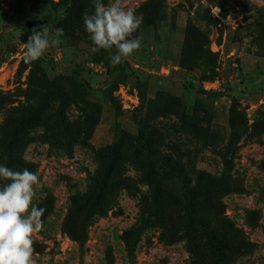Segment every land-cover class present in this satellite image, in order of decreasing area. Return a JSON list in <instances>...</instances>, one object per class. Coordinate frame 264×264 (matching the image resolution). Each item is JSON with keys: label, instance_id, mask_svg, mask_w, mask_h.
<instances>
[{"label": "rangeland", "instance_id": "obj_1", "mask_svg": "<svg viewBox=\"0 0 264 264\" xmlns=\"http://www.w3.org/2000/svg\"><path fill=\"white\" fill-rule=\"evenodd\" d=\"M122 6L142 20L141 48L113 66L85 31L91 0H0V164L39 177L37 264H213L182 182L224 263L264 264V0ZM41 26L65 43L26 64Z\"/></svg>", "mask_w": 264, "mask_h": 264}, {"label": "clouds", "instance_id": "obj_2", "mask_svg": "<svg viewBox=\"0 0 264 264\" xmlns=\"http://www.w3.org/2000/svg\"><path fill=\"white\" fill-rule=\"evenodd\" d=\"M91 8V13L82 14V20L93 52L115 49L111 63L116 66L141 48V39L131 38L142 23L135 9L123 7L122 0H110L107 5L103 0H91ZM63 36L61 28L55 29L51 39L47 26L32 29L24 44L23 62H34L49 48L65 43ZM0 181V264H37L33 236L43 230L45 212L33 203L39 177L27 168L18 171L0 164Z\"/></svg>", "mask_w": 264, "mask_h": 264}, {"label": "trees", "instance_id": "obj_3", "mask_svg": "<svg viewBox=\"0 0 264 264\" xmlns=\"http://www.w3.org/2000/svg\"><path fill=\"white\" fill-rule=\"evenodd\" d=\"M15 139H16V127L14 128L12 132L11 138L6 148V153L8 157H10V154L12 151L11 146H12V143L15 141ZM113 162H111L109 167H107V171L101 177L93 196L89 200L88 209L91 211H94L101 206L102 199L104 196V190L106 188V183H107L108 177L110 176L111 170L113 168L112 166ZM182 190L184 194L186 195V204H185L184 214H185L187 225L199 227L200 231L212 243L214 247L213 264H225L224 263V251L222 250L220 246L217 236L213 233L211 229H208L202 221L197 220L193 217V214H192L193 198L195 194H198V191L192 190L184 182H182ZM158 197H159L158 189L155 187L153 190L152 198H151V210L149 211V214H154L156 210L158 209ZM75 240L78 243H80L81 237H75Z\"/></svg>", "mask_w": 264, "mask_h": 264}]
</instances>
